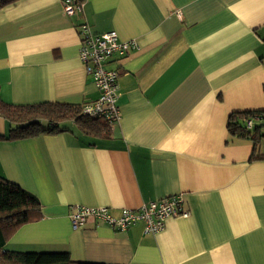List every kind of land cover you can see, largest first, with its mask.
Here are the masks:
<instances>
[{"label":"crops","instance_id":"obj_1","mask_svg":"<svg viewBox=\"0 0 264 264\" xmlns=\"http://www.w3.org/2000/svg\"><path fill=\"white\" fill-rule=\"evenodd\" d=\"M83 26L137 43L105 64L117 70L120 120L107 138L64 121L62 132L0 141V175L41 205L5 248L105 264H264V159L250 160L252 142L226 126L231 112L264 110V0H84L72 15L64 0H17L0 8V98H97L78 56ZM174 194L189 216L154 234L142 221L70 222L76 205L119 216Z\"/></svg>","mask_w":264,"mask_h":264},{"label":"trees","instance_id":"obj_2","mask_svg":"<svg viewBox=\"0 0 264 264\" xmlns=\"http://www.w3.org/2000/svg\"><path fill=\"white\" fill-rule=\"evenodd\" d=\"M17 0H0V8ZM83 3L84 0H77ZM81 105L62 102L13 104L0 98V116L7 122L8 131L0 134V141L37 137L58 133L64 121L73 123L85 134L107 138L111 127L102 119L81 114ZM251 125L248 126L247 122ZM228 134L252 142L250 160L264 159V110L231 112L227 118ZM263 142V144H262ZM262 145V146H261ZM38 198L18 184L0 175V264H105L74 261L68 251H17L5 248L9 235L22 224L41 214Z\"/></svg>","mask_w":264,"mask_h":264},{"label":"built area","instance_id":"obj_3","mask_svg":"<svg viewBox=\"0 0 264 264\" xmlns=\"http://www.w3.org/2000/svg\"><path fill=\"white\" fill-rule=\"evenodd\" d=\"M83 3L77 0H64V10L68 15L82 9ZM134 40H119L113 30L94 34L87 26L80 30L78 56L86 73L97 88V98L81 105V114L90 118H99L111 127L120 120L117 98V70L105 66L113 57H122L136 47ZM248 126L251 122H247ZM189 216L183 205L181 194H174L159 200H152L138 208H121L119 216H113L108 207H88L76 205L70 214L72 228L82 226L89 217L108 224L117 230H126L138 221L143 222V232L154 234L161 231L168 218Z\"/></svg>","mask_w":264,"mask_h":264}]
</instances>
